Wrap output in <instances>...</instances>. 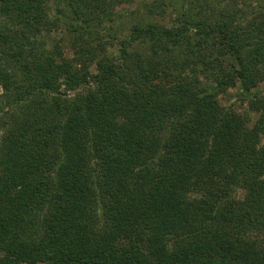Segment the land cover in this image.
<instances>
[{"label":"trees","instance_id":"trees-1","mask_svg":"<svg viewBox=\"0 0 264 264\" xmlns=\"http://www.w3.org/2000/svg\"><path fill=\"white\" fill-rule=\"evenodd\" d=\"M44 2L0 0V264H264V22L134 25L91 73L27 36ZM232 86L252 125L219 103Z\"/></svg>","mask_w":264,"mask_h":264},{"label":"rangeland","instance_id":"rangeland-1","mask_svg":"<svg viewBox=\"0 0 264 264\" xmlns=\"http://www.w3.org/2000/svg\"><path fill=\"white\" fill-rule=\"evenodd\" d=\"M44 1L45 26L40 33L27 34V36L35 41L37 49L44 48L50 51L57 46L62 56L81 59L91 73L96 72V63L90 59V56L95 55L99 59L105 56L111 57L117 51L120 38L129 36V31L134 25L156 23L172 29L181 25L184 19L195 20L194 17H197L195 15L198 12L199 17L212 23L236 19L246 21L253 16L257 17L256 21L264 22V10L259 7L263 1L259 0V2L257 0H195L194 5H188V0H73L84 21L82 25L86 26L79 35L77 32H72L70 27L74 14L67 5L68 0ZM259 10L263 17L256 16ZM12 17L3 14L0 9V27L5 30L19 28L14 24L16 18ZM189 29L182 39L183 43L175 49L178 57L184 59L188 70L197 61L193 50L197 48V43H193L194 37H188L193 34ZM17 32L22 34L21 29H17ZM130 51L139 53L142 58L148 54L146 43L142 41L134 43ZM204 52L206 50L203 48L202 53ZM215 73L216 71L205 72L206 85H213ZM81 90L69 91V94L73 96ZM253 90L264 91V80L258 82ZM237 91V86L227 88L218 95V101L221 105L247 114L249 125H252L258 113L249 108L247 101L236 97ZM261 143H264V138L261 139ZM238 195L241 196L242 192Z\"/></svg>","mask_w":264,"mask_h":264}]
</instances>
